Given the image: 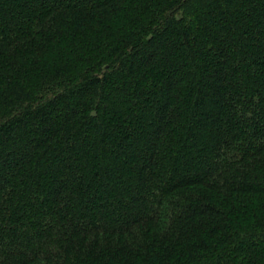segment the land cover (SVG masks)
<instances>
[{"label":"trees","instance_id":"1","mask_svg":"<svg viewBox=\"0 0 264 264\" xmlns=\"http://www.w3.org/2000/svg\"><path fill=\"white\" fill-rule=\"evenodd\" d=\"M0 264H264V0H0Z\"/></svg>","mask_w":264,"mask_h":264}]
</instances>
